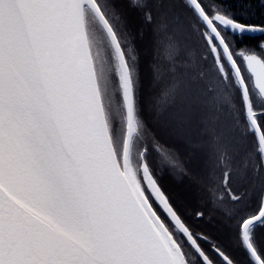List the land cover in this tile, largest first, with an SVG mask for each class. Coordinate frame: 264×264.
Instances as JSON below:
<instances>
[{"label":"snow or ice","instance_id":"6c2138e0","mask_svg":"<svg viewBox=\"0 0 264 264\" xmlns=\"http://www.w3.org/2000/svg\"><path fill=\"white\" fill-rule=\"evenodd\" d=\"M245 21L223 0H0V264H264V20Z\"/></svg>","mask_w":264,"mask_h":264},{"label":"trees","instance_id":"16d2710c","mask_svg":"<svg viewBox=\"0 0 264 264\" xmlns=\"http://www.w3.org/2000/svg\"><path fill=\"white\" fill-rule=\"evenodd\" d=\"M178 13L180 15V12ZM177 20L179 21V25H182V23L186 21V19H183L180 16L177 18ZM186 34L189 37L191 46L187 48L181 43L185 55L192 63L199 64L203 70L211 71L214 67V57L209 50L206 49L205 51L200 47L202 43V37L190 32H186ZM180 42H182L181 39ZM145 56L146 52L142 51L141 59H144ZM161 183L163 190L172 198L180 213L184 216L188 224L192 226L194 231L206 232V230H210V232L216 235L218 239H226V236L223 234V232L226 231V225H224V218L226 219V216L222 214V209L218 210L214 206H209L205 208V220L196 221L193 217V213L197 208L205 206V200H201L199 196L195 194V192L193 195L186 197L184 195L186 189L183 185H181L178 177L165 175L161 179ZM208 216L213 217L211 226L206 223V218H208Z\"/></svg>","mask_w":264,"mask_h":264},{"label":"flooded vegetation","instance_id":"af4514ba","mask_svg":"<svg viewBox=\"0 0 264 264\" xmlns=\"http://www.w3.org/2000/svg\"><path fill=\"white\" fill-rule=\"evenodd\" d=\"M141 2H142V0H141ZM205 2H207V0H205ZM223 4L226 7L233 10L237 16V19H240L241 22H246L245 19L251 20V21L264 20V8H261V0H247L246 6L248 7V12H246V13L241 12V10L239 8V0H223ZM178 12H180V15ZM179 16L183 19H186V21L183 22L182 25H179V26L184 27L187 33L190 32V33H193L195 35L202 37V43H201L200 47L205 51H206V49L210 51V48L207 45V42L202 35V30L198 26V23L194 17V14L192 13V10L190 8L178 9L177 15H176V20ZM177 22H179V21L177 20ZM239 43H246L249 45H254L255 44V38H247V39H243V40H238V44ZM241 190L243 191V189H241ZM212 220H213V217L208 216V218H206V223L211 226ZM224 223H225L224 225H227V220L225 218H224ZM206 233L210 237H214V238L218 239V237L216 235L212 234L210 232V230H206ZM226 246L230 247L228 245H226ZM206 247H207V245H206ZM234 255H235L236 259L241 260V261L244 260V256L241 252L236 251V252H234Z\"/></svg>","mask_w":264,"mask_h":264},{"label":"rangeland","instance_id":"374dc122","mask_svg":"<svg viewBox=\"0 0 264 264\" xmlns=\"http://www.w3.org/2000/svg\"><path fill=\"white\" fill-rule=\"evenodd\" d=\"M180 27V29H181V33H180V39H181V43L185 46V47H187V48H189L190 46H191V43H190V40H189V37H188V35L186 34V30H185V28L184 27H181V26H179Z\"/></svg>","mask_w":264,"mask_h":264},{"label":"water","instance_id":"95a60500","mask_svg":"<svg viewBox=\"0 0 264 264\" xmlns=\"http://www.w3.org/2000/svg\"><path fill=\"white\" fill-rule=\"evenodd\" d=\"M158 207V206H157Z\"/></svg>","mask_w":264,"mask_h":264}]
</instances>
